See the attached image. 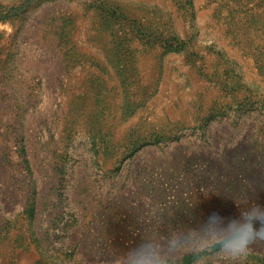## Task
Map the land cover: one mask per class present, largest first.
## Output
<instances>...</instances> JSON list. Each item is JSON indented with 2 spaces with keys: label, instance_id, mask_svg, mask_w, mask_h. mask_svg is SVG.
I'll use <instances>...</instances> for the list:
<instances>
[{
  "label": "rangeland",
  "instance_id": "obj_1",
  "mask_svg": "<svg viewBox=\"0 0 264 264\" xmlns=\"http://www.w3.org/2000/svg\"><path fill=\"white\" fill-rule=\"evenodd\" d=\"M257 206L264 0H0V264H264L199 252Z\"/></svg>",
  "mask_w": 264,
  "mask_h": 264
},
{
  "label": "clouds",
  "instance_id": "obj_2",
  "mask_svg": "<svg viewBox=\"0 0 264 264\" xmlns=\"http://www.w3.org/2000/svg\"><path fill=\"white\" fill-rule=\"evenodd\" d=\"M205 222L206 225L211 226L208 235L211 245L199 249V252L209 257L214 254L213 249L216 248L232 260L239 261L253 245L264 242V207L257 206L244 210L237 218L227 223L223 216L214 212ZM180 245L179 239L170 242V253L175 254ZM126 260L129 264H160L158 250L147 243L129 250ZM193 264H204V258L197 254Z\"/></svg>",
  "mask_w": 264,
  "mask_h": 264
}]
</instances>
